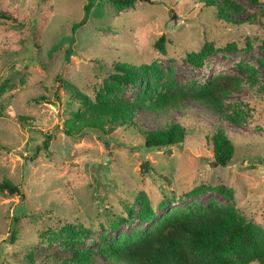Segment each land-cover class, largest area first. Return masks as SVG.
Segmentation results:
<instances>
[{"label": "rangeland", "instance_id": "1", "mask_svg": "<svg viewBox=\"0 0 264 264\" xmlns=\"http://www.w3.org/2000/svg\"><path fill=\"white\" fill-rule=\"evenodd\" d=\"M151 1L116 10L110 0H0L13 16L0 19V181L22 191L0 192V264H54L55 255L99 251L181 209L228 207L264 229V0H231L246 19L237 24L206 0ZM161 34L165 54L153 45ZM231 41L239 49L213 52L202 65L184 59L205 42ZM117 62L151 68L139 84L116 85L109 75ZM221 73L237 81L223 101L235 121L194 102L176 114L138 104L157 78L200 85ZM116 102L137 105L133 124L105 122ZM168 121L183 123L186 139L146 149L141 130ZM219 127L236 147L225 166L212 151ZM200 183L224 184L233 197L182 195ZM164 198L168 205L158 207ZM150 207L155 217L145 220ZM67 224L89 234L64 238Z\"/></svg>", "mask_w": 264, "mask_h": 264}, {"label": "trees", "instance_id": "2", "mask_svg": "<svg viewBox=\"0 0 264 264\" xmlns=\"http://www.w3.org/2000/svg\"><path fill=\"white\" fill-rule=\"evenodd\" d=\"M110 1L116 10L134 6L136 3V0ZM248 1L258 3L260 0ZM206 5L213 6L215 15L226 22L237 24L246 20L235 15L238 7L231 0H206ZM0 19L13 20V16L0 10ZM165 41V35L161 34L153 44L162 54L166 51ZM234 49L239 47L232 41L223 45L205 42L198 51L187 53L184 59L194 65H202L211 53ZM149 68L151 64L147 62L136 66L117 62L114 65L115 71L109 77L116 85H136L141 82ZM166 81L170 80L157 78L150 83V91L145 93L147 95L138 104L157 114H176L184 111L188 102H194L214 110L228 121L236 120L234 114L224 112L223 103L225 97L237 86L234 77L221 73L200 85L193 82L178 85L174 81L166 84ZM75 98L74 100L82 101L81 107L92 104V100L86 95H77ZM136 107L137 105L116 102L110 106V113L104 116L105 122L113 124L114 127L131 125ZM73 114L78 116V111H73ZM141 133L144 137L143 146L154 150L179 145L186 139L188 129L179 121H168L162 127L144 129ZM50 138V134L45 136L44 146H47ZM211 141L214 160L220 166H225L235 153L234 141L223 127L211 134ZM207 191H218L229 198L233 197L230 187L206 183L197 184L183 191L182 195L194 198ZM0 192L22 194L20 186L7 178L0 181ZM168 202L169 198H164L157 206L166 207ZM189 209L167 214L145 233L122 237L117 241H105L99 251L76 250L63 256L55 255L54 264H102L96 253L110 264H264V229L254 227L228 207ZM153 217L154 210L150 207L144 218L149 220ZM64 233V238L75 240L87 236L89 229L81 225L75 227L67 224Z\"/></svg>", "mask_w": 264, "mask_h": 264}, {"label": "water", "instance_id": "3", "mask_svg": "<svg viewBox=\"0 0 264 264\" xmlns=\"http://www.w3.org/2000/svg\"><path fill=\"white\" fill-rule=\"evenodd\" d=\"M141 1L152 2L151 0H141ZM171 20H172V22L175 23V22L178 20V15H177V14H173V15L171 16ZM215 163H217V162L215 161Z\"/></svg>", "mask_w": 264, "mask_h": 264}]
</instances>
